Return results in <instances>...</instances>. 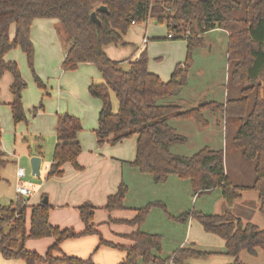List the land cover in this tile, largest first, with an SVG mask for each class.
Returning <instances> with one entry per match:
<instances>
[{
    "label": "trees",
    "instance_id": "trees-1",
    "mask_svg": "<svg viewBox=\"0 0 264 264\" xmlns=\"http://www.w3.org/2000/svg\"><path fill=\"white\" fill-rule=\"evenodd\" d=\"M100 6L108 9V13H97L102 26L91 20L92 12ZM36 19L59 21L63 37L70 44L62 65L64 70H75L82 63H93L101 72L104 82L89 87L91 95L103 103L96 130L98 143L116 145L137 135L136 159L131 164L142 173L151 175L156 183L176 175L191 181L196 193L222 188L226 197L234 198L235 192L227 189L229 182L221 151L205 147L192 156L173 151L176 146L188 142V138L178 132L173 120H194L206 127L209 123L205 111L239 119L235 145L246 159L256 162L254 188L258 191L264 212V0H0V76L10 72L14 77L11 108L15 123L27 122L22 101L27 83L17 64L6 62L5 56L19 47L26 54L39 85L45 88L34 69L35 49L30 39L31 27ZM149 19L166 24L173 36L187 41L186 59L176 65L167 82L149 71L146 50L127 65L109 58L104 51L108 45H125V36L132 23L142 24ZM13 25L14 39L10 35ZM218 29L227 35V58L232 68L230 78L241 87L242 96L222 104L204 100L189 106L181 93L188 84L193 50L202 46L206 33ZM253 92L255 98L249 110V95ZM111 93L118 101L116 112L113 111ZM43 109V104L33 109L34 115ZM81 129L77 117L69 113L58 116V144L49 178L61 176L66 163L78 167L77 160L82 149L77 134ZM40 151L39 147L38 153ZM4 165L0 150V166ZM126 193L127 186L122 183L118 192L108 199L106 208L123 209ZM152 205L140 209L133 222L142 223ZM28 207L15 202L0 206V252L4 258L22 259L26 264H94L91 257L82 259L63 253L61 256L55 255V252H61L60 244L63 241L98 233L92 223L95 211L92 204L85 203L79 208L85 225L81 233L52 226L49 222L51 206L42 201L32 206L30 226L27 228ZM16 214L21 217L15 218ZM188 216L191 214L181 218L186 221ZM193 218L206 232L225 240L223 251L184 247L168 259H161L155 254L161 251V236L143 232L130 236L134 244L129 247L109 244L102 238L101 244L126 252L120 264H188L191 259H209L217 254L233 257L235 261L231 264H242V252L251 255H257L258 251L264 253V231L253 225L244 226L231 216L198 213ZM9 221L12 222L5 232L3 227ZM47 237L54 238L55 242L45 255L25 248L26 238Z\"/></svg>",
    "mask_w": 264,
    "mask_h": 264
},
{
    "label": "crops",
    "instance_id": "crops-1",
    "mask_svg": "<svg viewBox=\"0 0 264 264\" xmlns=\"http://www.w3.org/2000/svg\"><path fill=\"white\" fill-rule=\"evenodd\" d=\"M150 22L154 23L155 21L149 19L144 28H137L138 24H133L131 29L137 28L136 36L127 35V33L125 45H108L104 48V51L109 58L127 65L146 50L153 60L150 61L149 58V71L158 75L164 82H167L170 80L176 65L183 63L184 59H186L187 41L166 42L165 44L169 46L168 49L175 52L166 61L164 57L165 66L160 63L154 64L156 63L154 59L159 56L154 54L158 44L155 39L162 35H156L157 28L148 25ZM166 28L168 33L167 38H164L167 40L177 39L175 36L169 38V34L172 33L168 31L167 25ZM60 29V23L56 19H36L30 31V39L35 49L34 69L38 78L46 87V98H41L44 92L42 93L36 86L29 69L26 54L18 47L5 56L6 62L17 64L22 78L27 83V87L22 93V101L30 124L28 123L29 125L26 127L23 122H13L11 86L14 82V77L10 72H6L0 76L8 75L4 94H2L0 87V150L3 152V160L5 162V165L0 166V169L5 171L9 165H13L12 167L15 166L16 170L13 169V175H6L5 173L0 175V182H5L8 185L6 188H0V206H8L15 202L16 187L22 183L17 177L18 168L21 166L24 168L25 177H27L26 172L28 170L32 177H36L32 174L30 159L33 156H38L43 161L42 152L31 154L28 144L23 142V137L25 135L44 137L46 139L44 142L45 146H49V150H46L48 160L45 165L46 171L44 173L42 170V162L40 176L36 177L41 182L37 186L35 194L28 201L29 207L26 210V215L28 213L31 216L32 206L39 204L41 201L44 203V199L47 198V203L51 206L49 210V222L51 225L60 229H73L77 233H81L85 230V225L79 208L85 203L92 204L95 207L92 223L98 233L63 241L60 244L61 252H55V255L61 256L63 253L82 259L91 257L94 264H120L125 259L126 252L111 245H102L101 238L109 244L129 247L134 244L130 236L135 232L157 235L158 231L149 227L148 218H145L140 224L133 222L137 218L140 209L153 203L150 202L139 208L130 207L129 201L132 187L129 181L134 175L141 178L143 183L146 181L147 176L151 177L148 179H152L153 183H155L153 189L156 194L158 191L160 192L157 185L159 183H156L151 175L142 173L131 164L136 159L137 135H134L135 139L131 142L124 139L116 145H111L110 143L100 145L98 143L96 130L99 126V116L103 103L99 98L91 95L89 87L92 84H102L104 82L103 76L93 63H82L74 71L63 69V61L70 44L64 37L60 36ZM215 31L222 30L218 29ZM10 35L14 39V25L11 27ZM144 40H147V42H144ZM128 45H131L128 56L120 57V55L127 53ZM181 94L183 100L189 103V94L183 92ZM198 95L200 97L196 101L194 99L191 100L190 104H197L204 100L210 101L212 98L209 88L202 89ZM111 101L113 111L116 112L118 110V101L114 93H111ZM39 102H43L44 111L37 113L30 119L28 110L30 108H38ZM64 113L77 117L81 122L82 129L77 134V141L81 146L82 152L77 160L78 167L72 163H66L62 168L63 174L61 176L49 178L50 169L46 166L53 162L54 150L58 144L56 137L58 116ZM29 182H32L31 179ZM122 183L127 185L124 208L117 210L107 209L108 199L118 192ZM145 193L142 188L140 197ZM159 195L161 199V192ZM152 199L153 197L150 201ZM101 209L106 212L99 211ZM99 214L105 216V219L104 217L98 219ZM184 224L188 228V222ZM191 224L194 223L192 222ZM199 225L197 228L198 237L206 239L208 246H211L209 248H215L210 250L223 251L226 245L225 240L218 235L206 232L202 225ZM177 238L180 239L181 242L179 244L181 246L186 237L184 238L178 234ZM188 238L189 242L191 238L190 230ZM54 242L55 239L51 237L36 239L35 242H30L29 248L42 250L44 253L48 251V248ZM234 261V258L229 255L217 254L209 259H191L187 263L231 264ZM0 264L26 263L22 259H6L0 252Z\"/></svg>",
    "mask_w": 264,
    "mask_h": 264
},
{
    "label": "rangeland",
    "instance_id": "rangeland-1",
    "mask_svg": "<svg viewBox=\"0 0 264 264\" xmlns=\"http://www.w3.org/2000/svg\"><path fill=\"white\" fill-rule=\"evenodd\" d=\"M145 24H147V22L140 25L138 24L137 28H144ZM148 25L155 26L157 28L156 35H162L155 39L158 44L156 45L157 49L154 54L159 56L154 59V62H156L154 64L157 65V63H160L165 66V63L163 62L164 57L166 61L175 52L169 50L168 44L165 43L168 41L180 42L184 39L167 40L165 39L167 38L168 33L166 25L154 24L152 22L148 23ZM131 27L128 30L127 35L136 36L137 28L131 29ZM60 36L63 37L61 29ZM227 41L228 39L224 32L211 31L203 36V40L201 42L202 46L194 48L191 67L189 69V80L185 88L187 91H183V93L189 94L190 100L187 105L190 106V103L192 102L191 100L193 99L196 101V99L200 97L198 95L199 92L205 88L210 89V95L212 97L210 101H216L220 104L225 103L227 100L242 96L241 87L234 84L230 78V70L232 68L227 58ZM128 46L129 48L127 53L120 55V57L128 56L131 45ZM148 56L150 61H153L149 54ZM127 67L128 66H125V68ZM29 69L33 75L37 88L42 93L44 92L41 98H46L47 92L45 90V85L42 83L45 88L40 86L30 66ZM7 76L8 75L0 77L2 94H4L7 87ZM254 98L255 93L253 92L249 95V110L252 108ZM41 104H43V102H39L38 108ZM42 111H44V109L40 110L38 113ZM28 114L30 115V119L34 117L33 108L28 110ZM204 115L209 123L206 127L194 120H173L178 132L188 138L187 143L176 146L173 151L176 154L184 156H192L205 147H209L214 151H221L224 160V171L229 182V187L227 189L230 188L231 191L235 192L234 198L229 199L226 197L223 194L222 188L196 193L195 187L191 181L183 180L182 178L180 179V177L173 175L168 177L166 181L157 184L161 192V202L159 195L160 192L158 191L157 194L154 193L153 186H155V183H153L152 179H148L151 177L147 176L144 183L141 178L135 175L130 181L128 180L132 187L129 201L130 207L139 208L149 204L150 202L153 203L149 209L146 219L148 218L147 220H149V227H151L152 230L158 231L157 234H159L162 238L161 251L160 253H155L160 256L161 259H168V257L172 256L175 251L184 247H195L196 249L203 251L215 249L209 248L211 246H208L206 239L198 237L197 228L200 226V223L193 218L194 214L201 213L209 216L223 217L231 216L234 219L241 221L244 226L250 224L257 227L260 231H264V212L261 210L258 191L254 188L257 180L255 167L256 162L254 160L246 159L242 151L235 145L234 138L240 123L239 119L226 114L220 116V114L213 113L211 111H205ZM23 123L26 127L30 124L28 119L27 122ZM134 139L135 137L132 136L126 140H130L131 142ZM45 141L46 139L41 136L25 135L23 137V142L28 144L31 154H39L38 148H41V155L43 154L42 170L44 173L46 171L45 165L48 161L46 150H49V146L46 147L44 144ZM12 166L13 165H9L5 171H1L2 169H0V175L2 173H5L6 175H13V169L16 170V168L15 166ZM19 168H22V166ZM26 176L27 177H25L22 182H29L31 179L33 184L39 186L41 180H39V178L32 177L31 174H29V170L26 172ZM6 187H8V185L5 182H0V188ZM142 188L146 193L140 197ZM152 197L153 199L150 201ZM16 199L17 196L15 197V201ZM99 211L106 212L103 209ZM187 214H191V216H188L187 220L184 221L181 216H185ZM101 217H104L105 219V216L99 214L98 219ZM26 220L27 228H29L30 214L28 215V213L26 215ZM186 222H188V228L185 227L184 223ZM192 222L194 224H191ZM8 225L10 224H6L3 227L5 232L9 229ZM189 230L191 231V238L188 242ZM178 234L184 238L186 237L181 246L179 244L181 241L177 238ZM35 240L36 239L26 238L25 248L30 250V242H35ZM31 250L35 251L39 255H45L47 252L43 253L42 250L36 249ZM240 261L242 264H264V253L262 251H258L257 255H251L247 252H242L240 255ZM141 264L149 263L141 262ZM167 264H171V262Z\"/></svg>",
    "mask_w": 264,
    "mask_h": 264
},
{
    "label": "built area",
    "instance_id": "built-area-1",
    "mask_svg": "<svg viewBox=\"0 0 264 264\" xmlns=\"http://www.w3.org/2000/svg\"><path fill=\"white\" fill-rule=\"evenodd\" d=\"M132 24H135L133 22ZM169 38H173L172 34H169ZM185 37H188V34H185ZM147 42V40H144ZM52 163L48 164L46 167L50 169ZM17 177L20 181H22L25 177V170L23 168H18L17 170ZM37 186L32 182H22L17 185L16 187V196L17 199L15 201L16 204H21L22 206H28L29 199L35 194L37 191ZM20 214H16L15 218H20ZM12 221L7 222L6 224H10ZM3 227V226H2ZM1 228V226H0Z\"/></svg>",
    "mask_w": 264,
    "mask_h": 264
},
{
    "label": "water",
    "instance_id": "water-1",
    "mask_svg": "<svg viewBox=\"0 0 264 264\" xmlns=\"http://www.w3.org/2000/svg\"><path fill=\"white\" fill-rule=\"evenodd\" d=\"M98 12H105L108 13V9L106 6H100L96 11L92 12L91 14V20L99 25L102 26L101 20L98 18L97 13ZM154 23H157L156 21ZM41 164L42 160L38 156H34L31 158V167H32V174L33 176L39 177L40 176V171H41ZM44 203H47V198L44 199Z\"/></svg>",
    "mask_w": 264,
    "mask_h": 264
}]
</instances>
